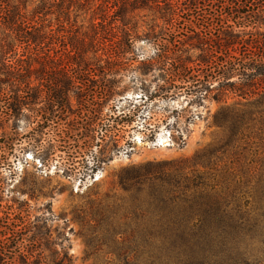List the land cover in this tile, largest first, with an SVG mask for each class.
<instances>
[{
	"label": "rangeland",
	"instance_id": "1",
	"mask_svg": "<svg viewBox=\"0 0 264 264\" xmlns=\"http://www.w3.org/2000/svg\"><path fill=\"white\" fill-rule=\"evenodd\" d=\"M29 1L28 11L40 2ZM158 16L152 6L134 12L141 39L130 62L93 66L92 80L98 84L108 74L115 93L103 108L92 152L76 156L74 170L65 164L83 140L74 141L80 138L77 129L70 137L63 134L66 141L59 133L71 128L67 121L79 113L78 106L94 108L100 93L78 100L70 93L74 110L67 120L43 124L42 113L24 109L0 129V216L9 213V220L19 224L26 238L22 251L41 256L42 264L65 251L73 264H264V109L248 120L235 146L216 151L230 133L215 122L224 102L211 93L195 99L189 82L177 81L182 88L167 93L159 88L161 72L147 64L155 62L157 49L148 34L163 25ZM181 51L193 59L200 53L188 43L170 53ZM42 64L35 63L39 87L51 86L58 72L74 67L71 62ZM234 100L230 96L227 104ZM12 138H18L14 150L4 152ZM49 144L55 145L53 153L43 158L37 149ZM204 153L207 167L192 163ZM182 161L188 162L186 174L178 171ZM193 182H201L195 198H183L181 192ZM202 186L214 189L206 194ZM215 198H221L222 214L213 212ZM190 208L197 214L189 221L190 235L156 230L159 217L144 214H180ZM39 238L40 245L34 243Z\"/></svg>",
	"mask_w": 264,
	"mask_h": 264
},
{
	"label": "trees",
	"instance_id": "2",
	"mask_svg": "<svg viewBox=\"0 0 264 264\" xmlns=\"http://www.w3.org/2000/svg\"><path fill=\"white\" fill-rule=\"evenodd\" d=\"M29 2L0 0V129H4L8 118L18 119L24 109L42 113L43 124L67 120L74 110L69 101L70 93L77 100L100 93V101L94 108L80 103L79 113L67 121L71 128L58 132L66 141L63 134L70 137L71 130L77 129L80 138L74 141L83 140L77 145L76 155L70 154L67 159L65 166L70 170L76 168V156L92 152L103 108L115 93L108 74L100 76L98 84L92 80L91 77L97 75L93 66L103 68V63L130 62L135 54V43L141 39L133 14L148 6L157 8V18L163 23L162 26L156 24L158 31L152 28L148 34L157 50L152 57L155 62L147 64L161 72L163 84L159 88L177 93L182 88L177 81L189 82L188 93L195 99L202 101L211 93L215 100L225 104L215 114V122L229 128L230 133L221 140V147L216 151L235 146L248 120L264 109V0H40L28 11ZM53 14L55 17L48 19ZM187 43L200 51L195 59L182 51L170 53L173 47ZM168 60L171 62H166ZM37 62L45 66L51 62H71L74 67L58 72L59 77L54 78L51 86L47 83L39 87L35 84ZM191 62L198 63L191 66ZM44 74L48 76V72ZM230 96L235 100L227 104ZM57 110L65 113L63 118L57 115ZM37 133H44L43 129ZM16 140L18 138H12L2 148L4 152H12ZM54 146L49 144L37 151L48 158ZM34 147L37 148L38 143ZM205 157L206 153L198 154L192 163L205 168L208 165ZM187 163L180 162L178 171L185 173ZM83 167L88 165L85 163ZM262 167L264 174V164ZM200 184L193 182L192 188L181 192V196L195 198ZM208 187L202 186V192L213 191V186ZM221 198H215L218 207L214 208V214L225 211L219 209ZM189 211L183 209L180 214L176 211L171 214L160 210L158 215L150 211L144 214L150 219L159 217L160 224L153 223L156 230L190 235L186 231L194 227L189 221L197 214L192 208ZM9 218V213L0 216L3 237L0 264H42L41 256L34 258L24 254L22 246L26 238L21 236L23 231L19 224ZM40 242L39 238L34 243L40 245ZM50 264H73V258L65 251L63 257L51 260Z\"/></svg>",
	"mask_w": 264,
	"mask_h": 264
}]
</instances>
